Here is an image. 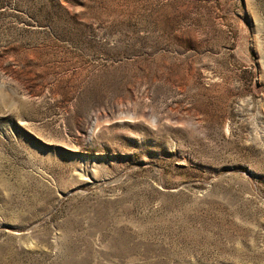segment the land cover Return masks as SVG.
<instances>
[{"label":"rangeland","instance_id":"1","mask_svg":"<svg viewBox=\"0 0 264 264\" xmlns=\"http://www.w3.org/2000/svg\"><path fill=\"white\" fill-rule=\"evenodd\" d=\"M0 264H264V0H0Z\"/></svg>","mask_w":264,"mask_h":264}]
</instances>
